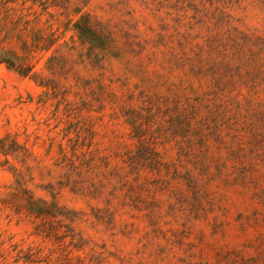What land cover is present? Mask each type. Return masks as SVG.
<instances>
[{
    "label": "rangeland",
    "instance_id": "374dc122",
    "mask_svg": "<svg viewBox=\"0 0 264 264\" xmlns=\"http://www.w3.org/2000/svg\"><path fill=\"white\" fill-rule=\"evenodd\" d=\"M0 264H264V0H0Z\"/></svg>",
    "mask_w": 264,
    "mask_h": 264
},
{
    "label": "trees",
    "instance_id": "16d2710c",
    "mask_svg": "<svg viewBox=\"0 0 264 264\" xmlns=\"http://www.w3.org/2000/svg\"><path fill=\"white\" fill-rule=\"evenodd\" d=\"M1 61L5 62L6 60H1ZM10 67H12V68L15 67V64L13 62H11ZM16 68L22 73L26 71V69L23 66H17Z\"/></svg>",
    "mask_w": 264,
    "mask_h": 264
}]
</instances>
